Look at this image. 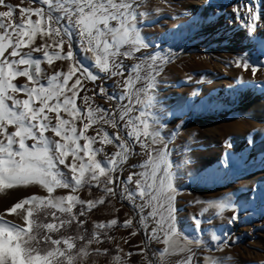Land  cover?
Returning a JSON list of instances; mask_svg holds the SVG:
<instances>
[{"label": "snow or ice", "instance_id": "obj_1", "mask_svg": "<svg viewBox=\"0 0 264 264\" xmlns=\"http://www.w3.org/2000/svg\"><path fill=\"white\" fill-rule=\"evenodd\" d=\"M37 2L40 7H19L16 15V5L0 0V8L4 9L0 10V188L40 185L48 196L29 197L10 212L31 202L51 221L41 223L39 215L33 216L31 206L26 209L24 224L11 223L0 215V264H77L80 257L88 256L85 244L99 243V232L91 236L86 230L76 236L52 235L70 229L74 223L83 229L86 220L79 217L102 202L80 199L76 193L84 187L89 191L100 188L105 196L129 201L147 238L165 245L152 253L155 260L148 258L147 248H141L137 254L144 257L145 264H167L168 256L177 253L184 255L176 264H195V253L189 245L201 243L202 214L193 217L192 239L184 236L183 245L178 244L181 233L174 205L179 194L175 173L168 142L161 135L164 125L151 110L156 104L153 93L158 87L157 77L174 57L171 51L142 52L153 45L141 35V20L146 15L140 11L141 0ZM204 6L213 7L212 0ZM232 11L237 23L243 19L241 27L248 38L255 39L258 22L264 21L260 9L241 3L233 5ZM37 37L42 41L39 44ZM73 37L91 67L76 55ZM259 48L264 54V40ZM34 53H42V57L36 58ZM125 59L136 62L128 67ZM54 60L67 61V71L46 76L42 61L51 65ZM233 63L244 71L250 70L253 77L264 67L260 61L254 66L247 56ZM19 77L26 78V82L18 85L15 81ZM113 78L123 79L114 80V90L109 92L104 81ZM88 83L93 86L88 87ZM96 96L117 103L106 108L95 102ZM105 126L114 131L110 134ZM126 130L127 138L122 135ZM105 145L114 146L115 151L109 154ZM101 154L103 160L98 159ZM131 156L143 157L140 170L130 171L122 179L117 173L123 172ZM130 167L136 169L137 165ZM56 189H68L69 193L55 196ZM207 204L208 208L218 209L217 215L230 208L234 214L229 224L239 219L235 205L224 200H210ZM77 205L78 212L74 211ZM117 223L112 219L108 225L98 223L95 228ZM121 227L132 228L133 218L126 219ZM136 234L133 230L132 235ZM211 239L219 237L213 235ZM209 264L218 262L209 258Z\"/></svg>", "mask_w": 264, "mask_h": 264}, {"label": "rangeland", "instance_id": "obj_2", "mask_svg": "<svg viewBox=\"0 0 264 264\" xmlns=\"http://www.w3.org/2000/svg\"><path fill=\"white\" fill-rule=\"evenodd\" d=\"M7 2L17 6L16 15H19V7L35 8L41 6L37 0H7ZM141 4L142 7L140 11L146 13L141 20L143 24L141 35L145 38L146 42L154 46L163 38V32L148 25L150 21L159 18H162V22L164 24H169L171 28V33L165 34V40L170 43L171 41L180 39V34L177 33L176 30L181 31L184 21L181 19L172 22L174 15L172 10H175V6L160 1L141 2ZM0 10L4 9L0 8ZM33 19H36V17L33 16ZM75 39L76 38L73 37V48L76 50V55L83 63L91 67L90 61L84 59V55L79 49V46L75 43ZM41 42L40 38L37 37V44ZM65 50H67L66 46ZM25 51H28V49H25ZM143 51L144 50H142V52ZM33 55L36 58L42 57V53H34ZM136 55L139 56L141 53H137ZM251 55L252 52L247 49L245 53L234 55L226 54L225 58L222 59L224 63L240 71L239 76L236 77L237 84L251 81L244 76L241 71L242 68L236 67L233 63L238 57L247 56L251 63L257 61L264 62V56H258L257 59L250 60ZM183 56L190 57L191 54L187 53L183 54ZM127 61L130 63L126 65L128 67L136 62L134 59H127ZM41 67L44 74L50 76L57 71H67L68 62L54 60L52 64L49 65L47 61H42ZM92 70L94 72L98 71L96 69ZM260 70H262V67ZM100 75L103 77L104 74L101 73ZM261 75L264 81V71ZM127 76L128 72L126 71L125 77ZM208 79H210L209 81L212 80L211 77ZM201 80V77L196 79L189 77L188 73L180 71L166 72L157 77L158 87L153 93L156 98V104L151 110L156 113L161 123L164 125V127L160 129L161 135L164 137L165 141L168 142L170 159L173 164V172L175 173L174 184L179 193L174 201L177 210V226L181 233L178 244L183 245L184 236L192 239V227L194 225L193 217L202 214L201 243L196 244L193 242L189 245L195 253V264H209V258L216 260L218 264H243L238 262L237 257L234 253L230 252V249L235 248L232 243H236L237 245L244 243V236L236 234L229 243H227L226 238L227 228L231 225L229 224V219L233 216V211L229 208L222 214L217 215L218 209L208 208L207 202L210 200H224L227 203L235 205L236 209L239 211V219L235 223L240 226L244 222L257 219L260 216L264 218V193L261 190V184L264 183V99L261 108L254 106L253 108H246L244 110H215V108L212 107L209 110H197L204 111V118H214L222 123L223 129L226 131V135L220 140V147H215L213 145V150L211 147L209 148L211 149L209 150L210 153L216 155L219 159V169L205 167V169L200 172L196 168L197 160L193 155V152L198 149L197 144L199 143L200 137L198 123L183 122L182 119L187 115L184 110L186 101H192V107L196 109L202 106L200 97L203 98L206 94L203 93L200 97L193 95V93H196V89L201 85ZM15 82L18 85L23 84L26 82V78L19 77ZM104 82V86L109 92L114 90V81L107 80ZM187 82L190 83V88L186 85ZM234 85L235 84H233V86ZM115 91L120 92L121 89L119 88L118 90V88H116ZM82 94L83 92L81 96ZM116 103L117 101H109V105L113 107H115ZM121 103H127V101ZM108 106L105 107L107 108ZM136 114L138 113H133V115ZM241 122H248L249 124L245 132H241L238 130V127L234 125ZM121 124H123L122 121ZM105 128L110 134L114 131L108 126H105ZM129 130L123 132L122 135L124 134L127 138V131ZM171 133L176 134L170 135ZM89 134L92 133L90 132ZM49 135L52 134L49 133ZM81 143H83V141H81ZM229 145L231 146L229 147ZM247 145H252L256 157L260 158L258 163L252 164L249 167H245L240 161L235 160L236 154L242 147ZM96 146L99 147L100 145ZM104 147L105 151L109 154L115 151L112 145H105ZM138 148L139 146L137 145V152H139ZM200 148L205 151L207 150V147L204 145H201ZM98 159L103 160V154L98 156ZM142 161L143 157L131 156L124 165L123 172L117 173V175H120L122 179L126 178L130 171L140 170L139 164L142 163ZM226 161L227 163H225ZM132 164H136L137 168L132 169L130 167ZM239 169H241V171L234 179L237 188L222 193L223 187L220 184L221 177H232ZM64 171L67 170L65 169ZM92 188L91 191H89L88 187H84L76 194L83 200L102 201L92 207L100 206L99 209L90 216V221L93 223L94 227L98 223L108 225V222L112 219H116L118 223L117 225H110L107 227H116L112 236L108 238V245L104 244L101 238L99 243L94 241L91 245L85 244L89 254L86 257H80L77 264H145L144 257L137 254L140 252L141 248H147L148 258L155 260L152 253H158L165 245L147 238L144 229L138 223L139 216L136 215V211L131 206L130 202L121 200L119 196L115 198L105 196L100 188ZM0 189L1 202L3 207L7 209L14 207L20 201L26 200L32 196H48L47 191L38 184L14 185L12 187L5 185ZM255 191H258L259 194ZM68 193V189H56L53 195L62 196ZM197 201H200V203H197ZM30 206L33 211L37 207L31 204V202L30 204H26L21 215L16 217L15 224L25 223L24 216L27 214L26 209ZM206 208L208 210L205 212L204 209ZM128 218H133V227H121V224ZM209 218H211L210 223ZM151 226L150 224L148 227L149 233L151 231ZM133 230L137 231L136 235H132ZM213 235L218 236L219 239L212 240L211 237ZM96 249H100L101 251L97 253ZM105 249H108V254H104L105 252L103 250ZM130 252L133 253V255L128 256L127 254ZM182 255L184 254L177 253L168 256L167 264H176ZM117 256L120 257V260H116Z\"/></svg>", "mask_w": 264, "mask_h": 264}, {"label": "bare ground", "instance_id": "obj_3", "mask_svg": "<svg viewBox=\"0 0 264 264\" xmlns=\"http://www.w3.org/2000/svg\"><path fill=\"white\" fill-rule=\"evenodd\" d=\"M148 1L172 4L175 6V10L171 9L174 13L172 22L181 19L184 21L181 31L176 30L180 34V39L170 43L164 37L165 34L171 33L170 25L164 24L162 18L150 21L148 25L163 32L164 36L153 48L143 52L150 53L162 50L164 53H168L171 51L174 58L164 66L160 75L166 72L180 71L188 73L189 77L202 78L201 85L196 89L195 94L198 97L203 93L206 94L203 98L200 97L202 106L196 109L192 107V101H186L184 110L187 115L182 120L183 122L198 123L200 130L198 149L193 152L197 160L196 168L198 171L202 172L205 167L217 169L219 159L216 155L210 153L209 150L211 149L209 148L220 147V140L226 135V131L223 129L222 123L214 118H204V111L197 110H209L212 107L215 110H244L254 106L261 108L264 99V81L261 74L264 67L257 72L255 77L252 76L250 70L244 71L242 69L244 76L251 81L237 84L236 77L239 76L240 71L227 65L222 59L225 58L226 54L245 53L247 49L252 52L250 60L257 59L258 56H264L258 44L261 40H264V21L258 22L257 31L253 34L255 39H249L245 29L241 27V24L244 23L243 19L237 23V17L232 11L233 5L245 3L259 8L262 15H264V0H212L213 7L204 6L207 0H141L142 3ZM214 9L217 10L215 15L213 14ZM65 46L67 48V45ZM187 53L191 56H183ZM124 63L125 65L130 64L127 59ZM255 64L256 62L253 63L254 66ZM209 77L212 78L211 81H209ZM114 80L116 79L113 78L110 81L113 82ZM100 82L98 80L96 83L99 84ZM233 84L235 85L233 86ZM186 85L189 88L191 87L189 82ZM92 86L91 83H88V87ZM89 94L91 95V93ZM95 102L104 107L109 105V102H106L101 96H96ZM234 125L241 132H245L249 124L248 122H241ZM201 145L207 147V150H202ZM235 160L240 161L243 166L249 167L258 163L260 158L256 157L253 146L247 145L242 147L236 154ZM240 171L241 169L237 170L229 178L221 177L222 193L237 188L234 179ZM261 190L264 193V183L261 184ZM255 192L258 193V191ZM25 205L12 213L10 209L13 207L8 209L3 207L0 194V215L6 221L16 223L15 219L18 215H21ZM236 234L244 236V243L240 245L232 243L235 248L229 249L230 252L235 254L238 262L264 264V218L260 216L257 219L244 222L241 226L237 223L229 225L227 228V243L231 242Z\"/></svg>", "mask_w": 264, "mask_h": 264}, {"label": "trees", "instance_id": "obj_4", "mask_svg": "<svg viewBox=\"0 0 264 264\" xmlns=\"http://www.w3.org/2000/svg\"><path fill=\"white\" fill-rule=\"evenodd\" d=\"M94 189V188H92ZM79 205L76 206V208L74 209V211L78 212L79 211ZM100 206H96L94 208H92L90 211H87L86 216H81L79 217L80 220H86V223L83 225V229H80L79 226L77 224H73L72 227L70 229H61L60 233H53V237L56 238L59 235H64V236H76V235H82L85 234L84 230H86V234L88 236H91V234H93L94 232H99L100 234V238L103 239V243L108 245V238L112 236V234L114 233V231L116 230V227H110V228H104V229H96L93 225V223L90 221V216L95 213ZM40 217V222H50L51 218L50 217H45L43 215V213L38 212L37 207L34 209L33 211V216L36 217L38 216ZM79 246V244H78ZM41 247H44V245H41ZM109 251L107 249V252H105L104 254H108Z\"/></svg>", "mask_w": 264, "mask_h": 264}]
</instances>
